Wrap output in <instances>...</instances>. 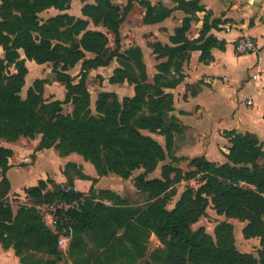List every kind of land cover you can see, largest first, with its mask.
<instances>
[{"label": "trees", "instance_id": "1", "mask_svg": "<svg viewBox=\"0 0 264 264\" xmlns=\"http://www.w3.org/2000/svg\"><path fill=\"white\" fill-rule=\"evenodd\" d=\"M71 1L0 0V46L4 51V57H0V139L15 142L40 134L37 149L53 147L60 155L75 153L91 163L99 177L112 173L128 179L134 170L143 168L144 172L135 179V187L147 195V202L132 206L116 192L101 189L98 195L111 205L87 198L79 211L60 217L64 219L62 226L72 234L68 259L73 264H136L153 234L163 244L151 256L157 264H264V152L255 136L227 132L230 147L222 165L203 156L188 160L190 169L180 171L179 176L183 174L182 179L189 180L197 172H204L205 183L198 189L188 187L171 210L165 207L166 193L173 183L170 175L175 169L165 165L161 178L147 179L172 150L175 126L166 121L173 97L166 90L183 80L182 68L191 52L199 51V61L207 62L212 59L213 48L224 47L223 42L210 35L219 21L212 20L211 13L198 0H171L175 4L172 9L161 3L152 5L148 0H127L123 8L116 0H78L83 3L84 19L67 14L40 19L41 12L50 8L66 10ZM136 2L144 9L146 25L164 21L174 10L184 14L181 24L168 38L169 44H149L158 62L151 83L147 81L140 48L119 51L120 25ZM198 12L206 13L198 37L191 40L187 32ZM91 24L105 31L90 30ZM109 35L113 36L115 51L105 57ZM19 50L37 64L61 65L63 72L57 73V80L66 89L63 101L44 103L42 81L28 89L25 100L20 99L27 68ZM115 58L119 66L109 83H127L134 87V93L120 100L115 93L102 91L96 97L92 114L86 76L91 70L107 67ZM79 62L80 79L75 83L66 71ZM11 65L15 73L8 72ZM66 103L73 105L68 115L63 114ZM142 131L162 135L165 146ZM11 155L10 149L0 146V188L5 187L0 192V245L12 247L24 264H57L65 255L58 247L61 230L49 228L36 206L78 198L83 193L65 194L52 180H40L23 190L32 205H22L14 213L3 202L10 191L6 172ZM67 186H72L71 179ZM93 190L90 188L89 193ZM209 202L214 204L217 214L248 222L242 234L245 239L259 238L257 257L237 251L233 226L228 222L215 228V239L202 228L192 229L205 215ZM45 256L50 259L44 260Z\"/></svg>", "mask_w": 264, "mask_h": 264}, {"label": "crops", "instance_id": "2", "mask_svg": "<svg viewBox=\"0 0 264 264\" xmlns=\"http://www.w3.org/2000/svg\"><path fill=\"white\" fill-rule=\"evenodd\" d=\"M198 2L211 13L212 20L219 21L210 35L223 42L224 47L213 48L212 59L207 62L199 61V51L191 52L189 61L182 68L183 80L175 88L168 89L173 105L167 119L169 125L175 126L171 152L177 158L203 156L211 163L222 165L227 161L225 155L230 147L227 132L255 136L264 152V0ZM150 3H161L168 9L175 6L171 0H150ZM205 13L196 14L187 32L189 39L198 37ZM183 18L181 11L174 10L169 18L160 23L141 24L138 29L141 35L135 45L142 50L144 57L151 53L147 43L158 41L169 44L168 38ZM243 37L255 43L254 52L237 53L236 41ZM154 74L152 72L151 75ZM92 98L93 104L96 97ZM38 142L36 137L6 143L13 153L9 158L11 167L6 172L11 193L22 194L23 197L24 188L47 179L60 186L71 179L70 187L83 194L91 187L113 188L107 179L109 176L99 177L93 166L81 156L73 153L60 155L53 149L36 150ZM12 159L17 160L16 165H12ZM69 164L73 165L71 170L65 171ZM76 173L87 176L89 180L81 179ZM83 185L86 187L82 188Z\"/></svg>", "mask_w": 264, "mask_h": 264}, {"label": "rangeland", "instance_id": "3", "mask_svg": "<svg viewBox=\"0 0 264 264\" xmlns=\"http://www.w3.org/2000/svg\"><path fill=\"white\" fill-rule=\"evenodd\" d=\"M150 2V0H148ZM94 0H87V3H93ZM115 3L123 8L127 4V0H116ZM83 6V3H80L78 0H72L70 3V6L68 9L59 11L54 8H50L44 12H41L39 14V17L41 20H46L48 18H53L56 17L57 15L60 14H67L69 16H72L74 18H83L81 14V8ZM143 17H144V9L140 7L139 4L134 3L132 6H130L128 12L124 15V20L122 24L120 25V52H124L130 47H138L135 45L136 40L140 38V32L138 33V29L141 24L143 23ZM90 30H98V31H105L104 28L101 26H94V25H89L88 27ZM124 37V39H123ZM110 42L108 44V48L106 49V52L104 53L105 57L111 55L113 51H115V46L113 43V36L109 35ZM155 42V41H154ZM158 42V41H157ZM153 43V42H150ZM147 43L148 48L151 50V53L148 54L146 57H144L143 53V62L146 66V71H147V81L149 83L152 82L153 76L151 75L153 73H157L155 67H156V60H155V55L153 54L152 48L149 47V44ZM141 50V49H140ZM142 51V50H141ZM20 58L24 59V64L27 68V74L25 76V84L22 87L19 97L22 100L26 99L28 89H33L36 86V83L38 81H42V97L44 103H51L56 100L63 101L65 94H66V89L64 87V84L60 83L57 80V73L58 72H63L61 69V65L59 64L58 66L55 67L53 63H44V64H37L33 60H29L24 56V53L22 50L18 51ZM90 56V55H89ZM0 57H4V51L2 47L0 46ZM113 63L109 65L107 68H102L99 71L96 72H88L86 76V86L89 91L90 95V108L92 111V114H94V103H91V97L94 99L97 97L98 93L102 91H110L111 93H114L117 95V97L121 100L123 97L131 94V96L134 93V87L132 85H128L127 83L123 84H115L112 86V84L109 83V78L112 76V73L114 71V67H117L118 62L116 58L112 61ZM158 63V62H157ZM80 62L75 65L73 68L69 69L66 71L68 75H70L74 82H78L80 79ZM149 66V67H148ZM148 68V69H147ZM8 72L9 73H15V69L13 65L8 67ZM103 77V78H102ZM168 92V89L166 90ZM96 99V98H95ZM96 101V100H93ZM73 110V105L70 103H66L63 105V114L68 115L72 112ZM169 119H167L166 124L168 125ZM142 133L154 140H156L162 147L165 146V139L162 135L156 133H150L148 131H142ZM39 140L38 145L41 140V135L38 134L35 136V138ZM23 137L19 138L18 140L22 139ZM34 138V139H35ZM27 139V138H25ZM161 139H164L162 141ZM16 140V141H18ZM15 141V142H16ZM6 143H12V142H7L3 139H0V146L9 149ZM37 145V147H38ZM36 150H39L37 149ZM48 149H53L57 151L56 149L48 148ZM47 150V149H46ZM58 152V151H57ZM13 154V153H12ZM59 154V152H58ZM75 154V153H73ZM194 154V153H193ZM192 155V154H191ZM12 155L9 157L11 158ZM188 160L187 158H177L172 155V152L170 151L169 154L166 153V157L163 161L159 162L157 164V167L155 170L150 173L147 176V179H155V178H161V173H162V168L163 166H171L172 168L175 169V172H173L170 175L171 179L173 180V183L171 186L168 188L167 193H166V204L165 207L168 210H171L174 208L178 200L180 199L181 195L183 192L188 188V187H193L194 189H198L202 184L205 183V180L203 176H205L204 172H197L192 179L185 180L182 179L183 174L179 176V172L181 171H186L188 168ZM12 165H16L17 160L12 159ZM91 164V163H90ZM8 165H9V159H8ZM71 164L67 167V170L70 171L71 169ZM92 165V164H91ZM11 165L9 166V168ZM8 168V169H9ZM94 168V167H93ZM194 170V169H193ZM8 171V170H7ZM144 172L143 168H139L137 170H134L130 177L128 179H123L120 176L116 174H108L109 176L107 179L112 183L111 187H113L111 190L119 194L123 199H125L129 205L132 206H137V205H143L147 201V195L139 192L136 187H135V179L137 176L142 174ZM1 173V169H0ZM1 177V176H0ZM181 179H180V178ZM177 179H180L176 181ZM67 186V184H64L60 186V189L64 186ZM108 185V184H107ZM110 185V184H109ZM243 187H246V185L242 184ZM1 187V186H0ZM86 185H83L82 188H85ZM5 188V187H4ZM4 188H0V192L4 190ZM92 188V187H91ZM93 192L89 193L86 192L83 194L82 197H86L89 199H92L95 202H103L105 205H111V202L108 201L107 199L101 197L98 195V191L101 190L100 188H93ZM74 191V190H73ZM21 195L13 194L9 191L7 197L4 199L3 202H5L6 205L11 206L13 212L15 213L17 209L22 206V205H32V202L26 197L25 193L24 196L21 197ZM52 203V202H50ZM47 204L43 205H37L36 210L39 212L41 215L43 221L45 224L53 229L56 230L58 229L61 230L59 232V240L61 241L58 244L59 249L65 254L62 260L58 261L57 264H73L72 261L68 259L67 255V249L69 247V244L71 242L72 234L70 231L67 229V227L62 226L64 225V219L60 218L58 215L56 217V225L53 224L52 218L46 214L47 210L46 207H48ZM41 207V209L39 208ZM44 209V210H43ZM44 211V212H43ZM46 211V212H45ZM52 216V214H51ZM222 222H228L233 226V240H234V246L237 249L238 252L242 254H250L254 257L258 256V251L260 249L259 245V238H252V239H245L242 230L243 228L248 224L247 221H240L236 218H230L226 217L224 215H219L216 213L214 209V204L209 202L207 208H206V213L204 216H202L197 223L192 225L193 230H197L198 228H202L204 232L215 239V228ZM56 226V227H55ZM147 250L144 253L143 257L139 258L136 261V264H157L156 262L152 261L151 256L158 251L159 249L163 248V244L159 239H157L156 236L153 234L149 237L147 243ZM32 255L37 256L38 254H34L32 252ZM40 256V255H39ZM50 259L49 257L44 258V260ZM28 260V259H25ZM22 259L20 256H18L14 249L12 247L9 248H4L3 246L0 245V264H24L21 262Z\"/></svg>", "mask_w": 264, "mask_h": 264}, {"label": "built area", "instance_id": "4", "mask_svg": "<svg viewBox=\"0 0 264 264\" xmlns=\"http://www.w3.org/2000/svg\"><path fill=\"white\" fill-rule=\"evenodd\" d=\"M255 49H256L255 43L250 38L243 37L236 41L235 50L239 54L254 52ZM62 191L65 194H69L73 191V189L70 186L65 185L62 188ZM85 202H86V197H82V196L78 198H72V199H57L53 201L52 203H50L48 207H46L47 212L46 211L45 212L47 215H49L52 218L53 224L56 225V217L58 215L60 217H65L66 214L72 211H79L81 207L85 204ZM39 208L41 209V207ZM60 242L61 241L58 240V244Z\"/></svg>", "mask_w": 264, "mask_h": 264}]
</instances>
